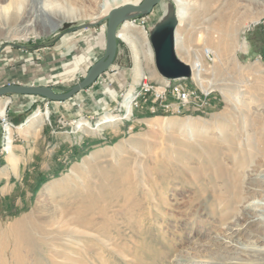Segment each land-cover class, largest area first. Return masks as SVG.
Wrapping results in <instances>:
<instances>
[{
	"label": "rangeland",
	"instance_id": "rangeland-1",
	"mask_svg": "<svg viewBox=\"0 0 264 264\" xmlns=\"http://www.w3.org/2000/svg\"><path fill=\"white\" fill-rule=\"evenodd\" d=\"M141 1L73 0L81 16L51 32L43 23L18 32L8 27L0 35V63L6 50H36L39 78L33 84L66 91L105 53L109 11ZM179 7L161 0L152 12L120 24L119 35L133 26L148 44L119 37L109 70L80 97L62 101H74L71 113L80 115L33 95L23 123L12 119L18 126L10 150L1 132L0 158L13 151L19 130L38 111L36 119L49 125L57 115L58 131L101 142L90 144L79 160L71 159L73 149L54 170L39 172L27 206L0 207V264H249L235 244L264 248V57L257 53L264 48V0H186L188 15L181 21ZM172 14L189 50H216L202 76L211 103L152 116L145 109L146 119L137 121L136 111L125 108L127 96L157 71L150 33ZM221 25L232 27L229 48L221 46ZM141 73L147 74L130 89ZM172 82L193 86L192 73ZM13 95L0 98L10 100L9 115ZM59 216L63 222L51 224Z\"/></svg>",
	"mask_w": 264,
	"mask_h": 264
},
{
	"label": "crops",
	"instance_id": "crops-1",
	"mask_svg": "<svg viewBox=\"0 0 264 264\" xmlns=\"http://www.w3.org/2000/svg\"><path fill=\"white\" fill-rule=\"evenodd\" d=\"M36 54V50L28 49L4 51L1 57L3 61L0 63V86L8 83L33 84L39 78L37 70L33 67L35 64L33 59ZM29 63L30 65H28ZM144 74L147 73H141L133 82L128 83L131 85L130 89H133L135 85L137 86L139 79ZM149 77L156 83L163 80V76L158 70L152 75L150 74ZM120 79L118 78V80ZM126 83L123 82L122 85H126ZM78 97L80 95L76 96V98ZM11 98L13 102L10 104V116L14 121L23 123L24 119L22 120L21 117L32 106L35 99L33 95L24 94H16ZM4 99L1 98V100ZM53 102L56 101H52L51 105L54 104ZM58 103H63L59 105V110L63 109L67 112L71 110L70 113L76 110L74 101L72 104L66 103V105L64 102ZM67 106L70 109H67ZM99 106L101 105L98 104L96 108L99 109ZM91 109L95 110V107L92 106ZM145 109L150 110L149 104L135 109L134 119L137 121L146 119L145 113H143ZM56 111L54 110V113ZM71 115L80 114L77 111L71 113ZM53 122L54 124L49 125L39 119H33L24 124L19 130V137L13 151L0 158V207L4 210H14V207L27 206L32 200V188L36 175L39 172L48 173L54 170L55 166L61 165V161L64 162L67 159V153L72 152L74 149L76 140L79 141L78 145L89 140L76 132L58 131L57 115L55 114L53 115Z\"/></svg>",
	"mask_w": 264,
	"mask_h": 264
},
{
	"label": "bare ground",
	"instance_id": "bare-ground-1",
	"mask_svg": "<svg viewBox=\"0 0 264 264\" xmlns=\"http://www.w3.org/2000/svg\"><path fill=\"white\" fill-rule=\"evenodd\" d=\"M175 1L176 4L180 6L178 10L179 20L180 21L185 20V18L188 15L187 10L184 7L186 0H175ZM72 4H73V0L72 1L71 0H0V35H3L5 29L8 27L11 28V31L18 32L20 30V27L22 29L21 31H24L37 26L39 23H43L44 31L51 32L57 29L60 26L61 22L66 20L72 21L78 19L81 16L78 14L77 10L74 8ZM127 15H131V13L129 12ZM130 27L131 26H129L127 30L128 33L126 32L119 35L121 39L125 41H130L131 38H133L136 42L148 44L147 36L143 32V30H134L132 29L133 26L131 28ZM231 32H232V27L230 25L227 26L221 25L218 34L221 35L220 41L222 44L221 46L223 48H229L230 45H233ZM176 37H177L176 46H177L178 56L185 63L190 64L192 77L195 78L197 85L203 91L206 90L212 92V90H207L202 87V84L204 82L202 76L205 72L204 61L206 60L210 62L215 60L216 59L215 57L217 56L216 50L210 47H205L204 51L201 53L202 54L201 56V54L199 55L198 53L189 50V48L186 46L184 41L185 38L184 33L182 34L179 33V31H177ZM149 53L151 56H153L154 54L150 46H149ZM147 85L162 89L180 88L183 86H188L186 83L183 82L173 83L172 78L170 79L167 78L166 80H164V82L158 84L152 80H149L148 77L146 76V78L143 80V85L141 87V90L139 88L140 91L139 93L138 91L135 92V90L129 91L130 95L127 96V101H126L128 104L127 106H125L126 110H128L129 113L133 114L134 110L138 108L140 104V100L143 95L144 87H146ZM9 103L10 100H6L4 103L0 101L1 115H4L6 113L7 107L5 108V105L7 104L8 106ZM205 106L206 105H200L199 110H202ZM159 110L163 112L176 111V109L165 110L164 105H157V107H153L152 110L150 111L157 112ZM176 112L182 113L181 111H176ZM38 116L40 117L39 111L34 115V118L36 119L38 118ZM105 118L109 119L108 121H113L117 119L116 115H107ZM85 124L87 126L89 125L88 122H85ZM187 125H189L188 122H184L182 124L183 127ZM12 129H13V125L3 126V138H6V145L4 148L5 150H10V148L12 147L11 145L12 141L10 140L12 138L10 136V134H12ZM262 156L264 157V150ZM252 181L257 182V179L254 177ZM225 203L227 202L225 201ZM261 215H263L262 217L264 218V213ZM62 219L63 218L59 216L56 219L52 220L51 224H60L63 222ZM234 247L237 249V252L238 254H240L242 259L243 256L245 259H248L249 264H264V248L260 246H256L254 244H252L251 246L242 247L243 250H239V246H237L236 244ZM229 263L232 264V262Z\"/></svg>",
	"mask_w": 264,
	"mask_h": 264
},
{
	"label": "water",
	"instance_id": "water-1",
	"mask_svg": "<svg viewBox=\"0 0 264 264\" xmlns=\"http://www.w3.org/2000/svg\"><path fill=\"white\" fill-rule=\"evenodd\" d=\"M160 1L128 2L111 9L106 16L105 53L89 67L83 79L70 89L59 92L51 86L8 83L0 86V98L7 94L37 95L60 102L74 98L79 92L95 83L113 65L118 51L120 24L133 16L152 12ZM129 12L131 15H127ZM176 25V16L172 14L151 30L150 39L153 43L155 64L159 73L165 78L182 79L191 76V67L188 63L181 60L177 54Z\"/></svg>",
	"mask_w": 264,
	"mask_h": 264
},
{
	"label": "built area",
	"instance_id": "built-area-1",
	"mask_svg": "<svg viewBox=\"0 0 264 264\" xmlns=\"http://www.w3.org/2000/svg\"><path fill=\"white\" fill-rule=\"evenodd\" d=\"M262 58L263 55L259 54ZM211 91H203L196 83L195 78H193V86H183L180 88H169L162 89L156 88L154 86L147 85L144 87L143 95L140 100L138 108L143 107L142 105L145 102L151 101L149 109L152 110L153 107L157 105H164L166 109H176V111H181L184 113L186 110H198L200 105L209 106L211 103ZM137 108V109H138ZM13 125V134H10L12 137L10 140L11 145L13 146L15 142V131L17 126L11 116L8 113V108L4 115L0 114V134L3 132V126Z\"/></svg>",
	"mask_w": 264,
	"mask_h": 264
},
{
	"label": "trees",
	"instance_id": "trees-1",
	"mask_svg": "<svg viewBox=\"0 0 264 264\" xmlns=\"http://www.w3.org/2000/svg\"><path fill=\"white\" fill-rule=\"evenodd\" d=\"M250 40L253 41V38H250ZM253 45L256 46V43L253 42ZM257 51H258L257 53L262 54L263 57H264V48H261L260 50H257ZM146 113H147V116H152V115H156V114H160V113L162 114L163 112L161 110H159L157 112L147 111ZM21 119L23 120L24 119V116H22ZM98 142H101V140H96V141H89L88 140L87 142H85L84 145H81V147L75 146L74 147V150H76L77 155H75V157H73L71 159L79 160L82 155H84V154H86L88 152L87 151V148L90 146V144H94V143H98ZM58 174L59 173H57L55 175H58Z\"/></svg>",
	"mask_w": 264,
	"mask_h": 264
}]
</instances>
